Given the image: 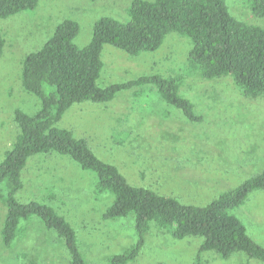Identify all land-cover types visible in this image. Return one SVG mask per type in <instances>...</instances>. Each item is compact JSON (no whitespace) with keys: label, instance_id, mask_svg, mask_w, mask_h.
Returning a JSON list of instances; mask_svg holds the SVG:
<instances>
[{"label":"rangeland","instance_id":"1","mask_svg":"<svg viewBox=\"0 0 264 264\" xmlns=\"http://www.w3.org/2000/svg\"><path fill=\"white\" fill-rule=\"evenodd\" d=\"M133 1L39 0L32 10L0 18L5 40L0 55V161L17 134L14 111L32 114L39 105L38 97L21 85L24 56L39 49L64 19L79 26L73 43L87 45L95 21L101 17L127 21ZM224 2L237 20L264 27V17L253 16L247 0ZM190 47L189 40L176 32L167 34L155 51L136 56L104 44L96 82L103 87L140 75H181L180 94L192 102L198 120H189L155 87L143 84L106 103H74L57 126L87 139L97 157L115 165L129 184L172 196L181 204L204 206L264 171V96L254 100L241 96L229 78H200L187 66ZM21 179L17 200L55 209L74 228L80 249L92 264H106L109 255L133 244L131 219L103 218L112 195L96 194L94 174L69 156L55 152L30 156ZM232 213L248 236L264 246V189L252 190ZM4 215L0 202V229ZM21 228L13 245L5 248L0 242V264L63 263L61 240L38 217L30 216ZM200 243L201 238L174 239L151 227L143 253L130 264H192ZM200 258L202 264H264L242 252L221 259L204 251Z\"/></svg>","mask_w":264,"mask_h":264},{"label":"trees","instance_id":"2","mask_svg":"<svg viewBox=\"0 0 264 264\" xmlns=\"http://www.w3.org/2000/svg\"><path fill=\"white\" fill-rule=\"evenodd\" d=\"M38 1L0 0V18L32 10ZM247 3L253 16L264 17V0ZM128 16L125 22L111 17L95 21L91 39L83 47L73 43L78 24L64 19L39 49L24 56L21 85L38 97L39 105L32 114L14 111L17 134L0 161V202L5 207L0 229L2 246L13 245L22 222L36 216L61 240V264H92L81 251L74 228L62 215L44 203L20 202L15 197L23 187L21 172L27 159L55 152L69 156L81 169L94 174L96 194L112 195L104 219L133 222V244L109 255L106 264L136 261L151 227L166 231L174 239L201 238L192 264H202L200 255L204 251H213L221 259L242 252L264 263V246L248 236L244 224L232 213L252 190L264 189V171L204 206L185 205L172 196L129 184L115 165L97 157L87 139L57 126L74 103H106L119 92L143 84L155 87L167 104L180 109L189 120H198L192 102L180 94L181 75H140L103 87L96 82L103 67L104 44L136 56L158 49L171 32L189 40L187 66L200 78H229L241 96L252 100L264 96V27L237 20L224 0H134ZM4 44L0 33V55Z\"/></svg>","mask_w":264,"mask_h":264}]
</instances>
